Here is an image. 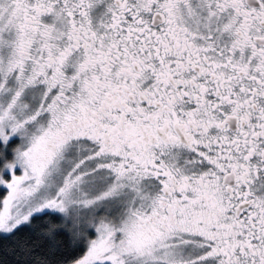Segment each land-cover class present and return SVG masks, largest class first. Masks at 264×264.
<instances>
[{
    "label": "snow or ice",
    "instance_id": "obj_1",
    "mask_svg": "<svg viewBox=\"0 0 264 264\" xmlns=\"http://www.w3.org/2000/svg\"><path fill=\"white\" fill-rule=\"evenodd\" d=\"M0 264H264V0H0Z\"/></svg>",
    "mask_w": 264,
    "mask_h": 264
}]
</instances>
